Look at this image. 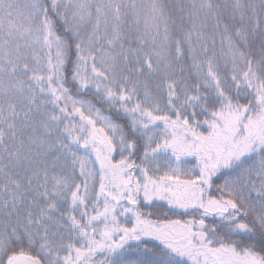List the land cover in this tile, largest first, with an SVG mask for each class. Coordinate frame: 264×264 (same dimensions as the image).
Masks as SVG:
<instances>
[{"label": "snow or ice", "instance_id": "1", "mask_svg": "<svg viewBox=\"0 0 264 264\" xmlns=\"http://www.w3.org/2000/svg\"><path fill=\"white\" fill-rule=\"evenodd\" d=\"M0 264H264V0H0Z\"/></svg>", "mask_w": 264, "mask_h": 264}]
</instances>
